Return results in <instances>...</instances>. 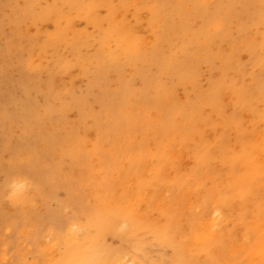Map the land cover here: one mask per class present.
Listing matches in <instances>:
<instances>
[{"label":"bare ground","instance_id":"obj_1","mask_svg":"<svg viewBox=\"0 0 264 264\" xmlns=\"http://www.w3.org/2000/svg\"><path fill=\"white\" fill-rule=\"evenodd\" d=\"M158 1L151 7L150 24L163 28L166 36L173 33L179 40L176 50L161 59L160 44L148 47L111 13L102 29L104 54L93 70L86 63L82 67L90 78L88 90L104 89L99 107L91 104L89 95L67 102L62 108L66 129L46 141L52 148L60 146L63 155L83 161L88 171L79 184L89 183L96 192V210L88 221L70 220L64 231L50 230L48 250L60 240L73 242L58 264H264V232L256 233L254 220L264 206V0H172V12L164 10L169 0ZM38 2L32 0L27 10ZM66 7L67 11L54 4L45 15L56 13L59 22L64 21L65 28L54 35L57 41L77 32L70 16L82 7L78 0H67ZM198 17L202 24L196 27ZM234 23L242 39L230 41ZM252 27L262 31L247 36ZM241 51L249 53V63L239 60ZM202 61L219 62L221 72L205 89L197 86ZM153 63L162 68L160 73H151ZM141 64L143 70L137 69ZM129 65L134 73L126 78ZM110 71L116 73L115 81ZM137 77L141 88L136 87ZM168 78L194 87L197 100L179 103ZM226 93L233 99L231 113L226 110ZM157 96L171 105L156 116L154 109L160 108L152 102ZM206 104L212 108L209 113ZM73 108L78 114L70 119L67 111ZM143 112L137 132L130 125ZM35 113L40 126L52 118L41 109ZM231 129L234 139L228 137ZM184 156L192 165L182 162ZM30 183L28 177H11L0 192L5 187L16 190L15 201L22 204L29 199ZM155 207L163 216L158 222L153 219ZM186 207L199 208L198 213L188 220L189 232L175 237L172 218L185 215ZM231 222L234 228H228ZM119 230L132 240L130 248L102 245L104 232ZM148 231H153L158 245L173 246V256L160 251L157 262L151 259L155 241L146 237ZM147 247L150 251L139 254ZM196 250L203 251L205 259ZM53 261L45 259L46 264Z\"/></svg>","mask_w":264,"mask_h":264},{"label":"rangeland","instance_id":"obj_2","mask_svg":"<svg viewBox=\"0 0 264 264\" xmlns=\"http://www.w3.org/2000/svg\"><path fill=\"white\" fill-rule=\"evenodd\" d=\"M31 1L0 0V188L11 177H28L31 182L29 199L22 204L15 201L16 190L5 187L0 192V264H46V258L53 259V264L60 263L73 242L70 239L60 240L52 250H48L50 230L64 231L70 220L82 219L87 222L96 210V192L89 187V183L79 184V177L85 170L88 171L83 161L73 160L68 154L63 155L60 146L52 148L47 146L46 141L50 135L66 129V116L62 108L67 102L74 103L75 98L83 99L89 95L91 104L99 107L104 89L94 86L88 90L90 78L84 74L82 67L86 63L93 70L99 63L100 53L104 54L101 47L104 36L102 29L108 25L111 13H114L115 21L125 23L131 36L139 35L145 39L148 47L160 44L161 59L171 49L175 51L179 41L173 33L166 36L163 28L158 30L150 24L151 7L160 3L158 0H78L82 8L70 16L74 19L76 29L72 30L77 32H68L67 37L58 41L54 35L60 27L65 28L64 21L60 23L56 13L45 15L54 4L67 11V0H39L35 8L27 10ZM166 2L169 7L164 10L172 12L175 7L173 1ZM194 23L196 27L201 25V18H196ZM234 24L235 27L229 30L232 36L230 41L242 39L237 23ZM261 31L252 27L246 31V35ZM193 47L187 44V48ZM237 57L243 64L250 62L247 51H241ZM143 65H138L137 69L143 70ZM219 65V62L210 65L202 61L201 76L197 83L199 89L209 87L212 78L220 77ZM132 68L131 65L126 67V78L134 73ZM149 68L153 74L162 70L156 63L149 65ZM109 74L115 81L116 73L110 71ZM136 82V87L141 88L140 77L136 78ZM167 84L174 88L176 100L182 105L197 100V90L186 82L168 78ZM158 97L152 102L160 108L154 109L156 116L158 113L163 114L166 106L171 105L170 100L164 103ZM225 101L227 113L233 112L230 93H226ZM205 108L207 113L212 110L210 104H206ZM35 109H41L43 114L47 111L52 118L40 126L35 122ZM76 109L67 111L70 119L78 114ZM143 115L144 112L140 113L138 122L130 125L137 132L143 125ZM92 122L90 120V124ZM232 130L227 131L228 137L234 139ZM89 132L93 138L94 128ZM210 132L214 134L215 130ZM182 162L192 165L186 156ZM65 203L69 204L67 208L62 206ZM198 209L186 207V214L181 218L178 213L174 214L175 237L189 232L191 228L188 220L198 213ZM153 210V219L158 222L163 216H159L156 207ZM258 212L254 219L257 221V234L264 232V206ZM232 227L233 222L228 228ZM236 232L239 234L241 227L236 228ZM146 237L155 241L151 250V254H154L151 259L155 262L158 259L157 252L162 251L165 257L173 256V246L158 245L153 231H148ZM102 238V245L111 250L128 249L129 241L132 242L120 230L106 231ZM146 251H150V248L139 254ZM196 251L201 259H205L203 251Z\"/></svg>","mask_w":264,"mask_h":264}]
</instances>
